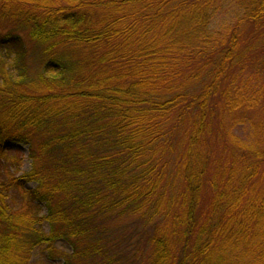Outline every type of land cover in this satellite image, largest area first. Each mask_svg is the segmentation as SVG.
<instances>
[{"label": "trees", "instance_id": "1", "mask_svg": "<svg viewBox=\"0 0 264 264\" xmlns=\"http://www.w3.org/2000/svg\"><path fill=\"white\" fill-rule=\"evenodd\" d=\"M36 250L264 264V0H0V264Z\"/></svg>", "mask_w": 264, "mask_h": 264}, {"label": "rangeland", "instance_id": "2", "mask_svg": "<svg viewBox=\"0 0 264 264\" xmlns=\"http://www.w3.org/2000/svg\"><path fill=\"white\" fill-rule=\"evenodd\" d=\"M32 45L30 44V49ZM30 54L28 60L29 63H31V60L35 61V56ZM5 162L4 165L6 169L11 173L16 175L17 177H20L25 172H28L31 167V161L28 158V151L27 146L21 145V146H12L10 149H8L5 153ZM35 187L34 184H27L24 189H33ZM45 210L42 208L41 215L44 216ZM45 231L48 230L47 226H44L43 228ZM55 247L57 250L63 252V253H69L71 251V248L68 244L58 241L55 244ZM30 264H63L62 260L56 259L55 261H51L48 259V255L46 252L42 250H36L30 260Z\"/></svg>", "mask_w": 264, "mask_h": 264}]
</instances>
